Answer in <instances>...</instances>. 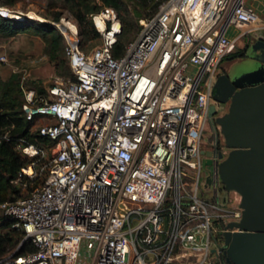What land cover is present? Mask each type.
<instances>
[{
    "label": "built area",
    "instance_id": "built-area-1",
    "mask_svg": "<svg viewBox=\"0 0 264 264\" xmlns=\"http://www.w3.org/2000/svg\"><path fill=\"white\" fill-rule=\"evenodd\" d=\"M149 1L120 55L113 5L92 13L102 41L90 49L76 21L53 20L75 77L57 75L47 92L25 84L26 66L14 69L25 115L43 118L40 130L54 141H16L31 160L0 209L35 248L0 264H211L224 231L238 228L228 223L241 218L240 201L220 190L215 167L203 174L201 148L223 61L246 31L264 26V13L249 0ZM0 14L31 15L2 0ZM212 186L217 196L206 198L201 187Z\"/></svg>",
    "mask_w": 264,
    "mask_h": 264
},
{
    "label": "trees",
    "instance_id": "trees-1",
    "mask_svg": "<svg viewBox=\"0 0 264 264\" xmlns=\"http://www.w3.org/2000/svg\"><path fill=\"white\" fill-rule=\"evenodd\" d=\"M20 0H2V3L14 6ZM139 3L138 17L147 11L149 0H136ZM60 5L70 11L77 19L81 36V45L88 49L87 45L96 43L102 33L95 25L92 13L98 11L103 5H113L117 8L122 19L123 27L113 45V53L120 55L124 52L126 43L138 33L139 23L133 19L129 2L127 0H48V6ZM50 19H36L26 17L22 20H13L0 14V34L10 36L22 32L40 35L45 41V49L49 58L54 62L56 70L65 75L75 77V73L66 56L65 38L60 28L53 20H60L61 11L55 13L45 12ZM53 15V16H52ZM132 33H134L132 35ZM132 35V36H131ZM260 37L254 39L258 42ZM245 55L242 48L235 49L228 57ZM28 86L36 87L39 92H47V86L40 83L32 76L25 81ZM25 93L21 72L14 70L9 76H0V133L8 131V138L0 140V202L14 198L18 188L12 184L11 178L27 164L31 157L22 153L15 147L19 137H25L29 141L41 145L51 144L54 139L40 130V126H33L35 118L25 115L23 103ZM3 212V211H2ZM11 216L3 212L0 219V259L5 258L18 248V253H24L35 248L30 239H24V229L14 225Z\"/></svg>",
    "mask_w": 264,
    "mask_h": 264
},
{
    "label": "water",
    "instance_id": "water-1",
    "mask_svg": "<svg viewBox=\"0 0 264 264\" xmlns=\"http://www.w3.org/2000/svg\"><path fill=\"white\" fill-rule=\"evenodd\" d=\"M257 43L264 45V37ZM213 93L220 100L230 98L228 110L216 119L230 149L213 166L225 188L240 193L242 206L241 218L228 223L238 228L224 231L226 252L232 264H264V62L234 79L220 73ZM215 111L212 103L210 114Z\"/></svg>",
    "mask_w": 264,
    "mask_h": 264
},
{
    "label": "rangeland",
    "instance_id": "rangeland-1",
    "mask_svg": "<svg viewBox=\"0 0 264 264\" xmlns=\"http://www.w3.org/2000/svg\"><path fill=\"white\" fill-rule=\"evenodd\" d=\"M127 1L130 4L129 8L133 19L139 23V17L137 13L139 3L136 0ZM249 2L256 6L260 12L264 13V0H249ZM13 7H20L25 11H28L31 15H26V17H32L43 20L50 19L46 16V11L52 13L61 11V18L59 21L65 18L67 20L76 21V23L78 24L77 19L70 13L68 9L60 5L50 7L48 6V0H20ZM238 31L239 29H230V33L235 34ZM251 32L264 33V26H257ZM133 34L134 33H132V35ZM101 41L102 37L96 43L92 45H87L88 49L99 44ZM257 44L258 43L256 41L250 42L248 37L243 38V40L236 45V49H238L240 46H243L242 50L245 52V55H237L225 58L223 64L225 65L226 69L234 76H237L238 74H241L244 71L259 68L264 62V45L260 47ZM3 52L7 53L8 59L6 61L0 60L1 77L9 76L14 71V69L18 67V65L26 66L31 76L34 79H37L40 83L45 86L51 85L57 75L69 77V75L61 74L56 70L54 62L49 58L46 52L45 41L40 35L28 32H22L10 36L0 34V53ZM43 121V118L37 117L36 120L33 122V126H40L42 125ZM205 135H211V131L209 128L206 130ZM208 168L209 165L205 164L204 162L203 174L206 173ZM201 190L202 194L206 198H212L213 196H217L216 192L218 189L215 186H212L209 190H205L203 189V187H201ZM230 194L232 196V200L236 202L240 201L241 195L238 191L231 190ZM1 217H3V212L0 209V219ZM190 258V260H186L182 263L177 261L176 264H197V262L195 261V257Z\"/></svg>",
    "mask_w": 264,
    "mask_h": 264
},
{
    "label": "flooded vegetation",
    "instance_id": "flooded-vegetation-1",
    "mask_svg": "<svg viewBox=\"0 0 264 264\" xmlns=\"http://www.w3.org/2000/svg\"><path fill=\"white\" fill-rule=\"evenodd\" d=\"M226 72L229 73L230 78L234 79L236 76L231 74L228 70ZM222 73V72H221ZM239 75V74H238ZM247 84V83H246ZM240 86H236L238 89ZM219 96H222V92L217 93ZM213 103L215 104L216 111L213 114H210L209 112V117H208V122L207 126L211 131V135H206L205 139L206 141L203 142L201 152L203 155V165L204 162L206 164V161H212L213 164H207L210 167H214V164H217L219 160H221L229 151V147H227L224 143V135L220 129V125L217 122V116L225 113L230 104V98L227 100H220L219 98H216L213 93ZM223 152L224 156L220 157V153ZM214 176L217 179L218 186L220 190L222 191H228L230 192L231 190H228L225 188L224 183L221 181L218 172L215 170ZM211 264H232L230 259L228 258V254L226 252V245L225 243L220 244V249L218 250V256L213 260Z\"/></svg>",
    "mask_w": 264,
    "mask_h": 264
},
{
    "label": "crops",
    "instance_id": "crops-1",
    "mask_svg": "<svg viewBox=\"0 0 264 264\" xmlns=\"http://www.w3.org/2000/svg\"><path fill=\"white\" fill-rule=\"evenodd\" d=\"M253 2V1H252ZM235 29V28H234ZM241 31H243V30H240V31H238V32H241ZM252 31V30H251ZM251 31H246L239 39H238V42H237V44H239L242 40H243V38H245V37H248L249 38V41L250 42H254V39L255 38H257V37H264V33H254V32H251ZM250 33V34H249ZM249 34V35H248ZM248 35V36H247ZM243 46H240L239 48H242Z\"/></svg>",
    "mask_w": 264,
    "mask_h": 264
}]
</instances>
